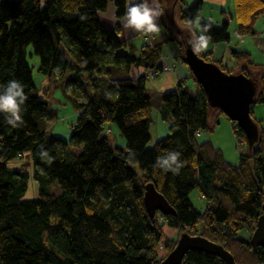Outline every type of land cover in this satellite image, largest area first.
Masks as SVG:
<instances>
[{
	"label": "trees",
	"instance_id": "trees-1",
	"mask_svg": "<svg viewBox=\"0 0 264 264\" xmlns=\"http://www.w3.org/2000/svg\"><path fill=\"white\" fill-rule=\"evenodd\" d=\"M110 1L115 16L122 18L129 6L126 0H0V91L15 79L27 97L19 127L9 125L7 114L0 113V264H161L177 239L166 237L164 226L221 244L236 264H264V247L253 250L249 244L264 204V127L256 121L258 142L231 164L210 141L197 140L211 128L209 105L190 71L193 93L183 78L168 91L147 84L171 68L161 64L164 43L175 41L181 58L184 45L194 44L193 37L205 27L210 44L228 42L227 22L215 26L199 20L196 29L202 0L189 5L178 0L179 22L188 29L175 31L162 23L160 40L152 42L153 33L149 37L139 32L142 44L137 46L119 37L118 25L100 23L98 13ZM234 4L240 34L254 35L264 0ZM29 46L30 54L38 57L37 71L61 79L65 97L76 107L67 139L50 128L57 109L33 92ZM198 53L226 72L235 69L214 59L211 50ZM230 54L240 66L238 72L256 79L245 70L260 67L249 52L230 48ZM139 67L145 72L124 76ZM153 69L162 71L151 78ZM260 75L262 86L254 103L264 102V72ZM152 108L170 122L166 135L148 147ZM106 123L116 124L124 148L110 145ZM232 128L246 141L236 123ZM170 152L180 153L177 163L183 166L177 173L157 166ZM30 178L39 185L38 194L25 198ZM54 182L59 194L49 188ZM149 182L174 208V215H148L143 195ZM194 190L203 197L204 207L193 204ZM243 228L249 239L239 235ZM162 243L163 257L158 254ZM181 264L224 262L190 250Z\"/></svg>",
	"mask_w": 264,
	"mask_h": 264
},
{
	"label": "rangeland",
	"instance_id": "rangeland-1",
	"mask_svg": "<svg viewBox=\"0 0 264 264\" xmlns=\"http://www.w3.org/2000/svg\"><path fill=\"white\" fill-rule=\"evenodd\" d=\"M194 2V1H193ZM192 2V3H193ZM189 3V4H192ZM188 4V5H189ZM199 18L197 23H199ZM254 27L256 31L258 32L255 35L246 34V40L245 44L242 40H238L240 42H235V38H233V45L236 48H241L243 46L248 47L250 51V56L252 60L260 64V66L264 65V14L259 16L257 20L254 23ZM260 41H259V40ZM140 40V39H139ZM237 40V39H236ZM139 42V41H137ZM259 42V43H258ZM248 43V45H246ZM164 48L161 54V64L162 65H169L173 67V70L175 74L179 78L185 79V86L189 88V90L192 92V89L195 87L194 80L192 76L189 77V68L188 66L182 62L181 58L177 56L176 49L178 48V45L176 42H169L164 44ZM122 49H118L117 53H122ZM32 53V48L29 46L27 48V60L30 66H32V76H33V83H34V90L33 92L37 94L40 98L44 100H48L49 104H51L53 107L57 109L56 113V119L53 120L50 123V128L53 133L58 134L59 136L63 138H68L71 134V125L75 121L77 116L76 107L73 105V102L65 97L63 90L65 87L63 86V82L61 79L56 80L55 74L53 73L50 76L41 74L37 71V65H38V57ZM234 61V69L233 72H238L240 69V66H237V62L235 61L231 55L229 56ZM254 70H248L247 66L245 67V70H247L248 73L253 74L256 77L257 80V91L261 89L262 83L260 74L262 71H264V68L257 67L253 68ZM145 72V70L142 67L139 68H131L130 71L127 73H124V76H130L135 77L138 74H141ZM162 76H158L155 79H149V83H147L151 88L155 90H160L157 85H155V81H158ZM168 87V86H167ZM165 87V88H167ZM85 90L87 91V86H85ZM173 88V87H171ZM164 90V89H161ZM170 90V89H168ZM167 90V91H168ZM65 91V90H64ZM264 91V90H263ZM264 94V92H263ZM87 100V99H86ZM151 116H152V123L150 126V134H151V142L149 143L148 147H151L153 145V142L158 138H163L167 133V128L170 122V119L168 120H162L159 117L158 111L155 108H152L151 110ZM209 125L210 129L202 131L198 134L197 140L198 141H210L211 144L220 150L222 153L223 158L231 163V164H237L238 158L240 154H244L247 152L248 147L246 144V141L238 138L232 128V122L231 120L223 113L217 110V108L209 107ZM252 118L255 121H258V123L264 127V102L263 101H256L252 105ZM158 129V135H155V128ZM108 128H111L110 131H108ZM164 130H166L164 132ZM105 135L107 136L109 143L112 147H122L125 146V139L120 134L116 124L112 123H106L105 128ZM163 132V133H162ZM161 136V137H160ZM163 136V137H162ZM81 148L79 149V151ZM78 151V152H79ZM39 185L34 181L32 178L29 179L28 182V188L24 195L25 198H32L36 197L38 194V187ZM50 190L53 191L56 194H59L61 192L60 186L54 182L50 187ZM192 201L196 205L195 197H196V191H192L191 194ZM202 199L203 197L200 196ZM202 203V202H201ZM199 204V206L201 205ZM197 206V205H196ZM205 206V201H204ZM199 228V225H198ZM164 232L166 237L171 238H178L179 234L176 230H170L168 227L164 226ZM239 235L243 238H248L249 233L246 228H243L240 230ZM249 239V238H248ZM158 254L163 257L166 253V248L163 246V243L160 245Z\"/></svg>",
	"mask_w": 264,
	"mask_h": 264
},
{
	"label": "water",
	"instance_id": "water-1",
	"mask_svg": "<svg viewBox=\"0 0 264 264\" xmlns=\"http://www.w3.org/2000/svg\"><path fill=\"white\" fill-rule=\"evenodd\" d=\"M181 59L204 90L209 107L221 110L243 130L250 150L259 140V127L251 115V107L258 94L257 80L242 72H226L216 63L204 60L194 51L192 42L184 45ZM143 203L150 217H154L157 212L162 215L175 214L174 208L151 182L145 185ZM249 244L253 250L264 247V204L250 235ZM190 250L217 256L224 264H236L231 253L221 244L185 232L179 234L174 248L167 253L161 264H181Z\"/></svg>",
	"mask_w": 264,
	"mask_h": 264
},
{
	"label": "crops",
	"instance_id": "crops-1",
	"mask_svg": "<svg viewBox=\"0 0 264 264\" xmlns=\"http://www.w3.org/2000/svg\"><path fill=\"white\" fill-rule=\"evenodd\" d=\"M126 1L129 4V0H126ZM193 1H195V0H184V2L186 4L192 3ZM131 2L132 3L140 2V0H131ZM149 2H151V0H149ZM158 3H159L160 8L163 10V14L161 16H159L154 21L157 24V26L160 28V31L158 33L152 34V38H151L152 42L154 40H160L161 35L162 36L164 35V33H163L164 27H163L162 23H166L168 26H170L172 28L175 27V31H176V27H178L179 29H182V28L188 29V26L182 25L179 22L178 11H179L180 7L178 4L179 3L178 0H158ZM98 18H99L100 23L106 27L113 28L116 25H118L120 28L119 37L121 39H130L137 46H140L142 44L141 37L136 32H133L132 30H125L123 28L122 24L120 23V21L123 17L117 18L115 16V7H114L113 2H111V1L108 2L106 9L103 11H100L98 13ZM198 18L200 20H204L206 22H209L215 26H220L222 24V22H224V21L227 22V32L229 35L228 42L214 43V44L209 43L208 47L202 51L211 50L212 57L214 59H220L221 58L222 61L225 63V65H228L230 67L229 69H232V67H234V65H232V64H234V61L229 57L231 55L230 54V48L245 50L247 52L250 51L248 49V47H246V46H243L241 48H236L233 45V38H235V42H240V41H238L240 39L243 41L244 44L246 43L245 42L246 37H245V35L240 34L237 23H236L234 0H202L201 12H200V16ZM197 21L194 24V27L196 29H198L197 28ZM257 32H258V30L255 32V34ZM137 41H139V42H137ZM171 42H175V41H171ZM167 43H169V42H167ZM164 44H166V43H164ZM164 44L162 46V51H163V49H165ZM246 45H248V43ZM179 51H180V47L178 45V48L176 49L177 56L179 55ZM251 60H252V58H251ZM241 66L244 67L245 65L242 64ZM170 67L171 68H168V69L163 71V73L160 75L162 77L158 81H155V85H157V87H159L160 90L164 89L165 91H167L168 89H171V87L176 86V83H177L179 77L175 74L173 67L172 66H170ZM260 67L264 68V65H262ZM247 69L251 70V71L254 70L253 68H247ZM263 72L264 71H262V73ZM165 87H167V88H165ZM165 131L166 130H164V132ZM157 132H158V129L156 127L155 128V135H158ZM195 201H196L195 203L197 206L194 203L193 204L196 207H198V208L204 207V199H202L200 196H198L197 193H196ZM200 203H201V205L199 206Z\"/></svg>",
	"mask_w": 264,
	"mask_h": 264
},
{
	"label": "clouds",
	"instance_id": "clouds-1",
	"mask_svg": "<svg viewBox=\"0 0 264 264\" xmlns=\"http://www.w3.org/2000/svg\"><path fill=\"white\" fill-rule=\"evenodd\" d=\"M162 14L163 10L160 8L158 0H151V2L149 0H140L139 3H132L129 0V6L120 23L125 30H132L136 33H158L160 28L154 21ZM207 31L208 28L205 27L198 37H193L195 41L193 49L195 52H201L208 47L211 37L203 34ZM26 99L23 85L15 79L10 80L3 87V91H0V113L7 114L6 121L14 128L19 127L23 123L21 105L24 104ZM179 156L180 153L178 152H170L167 154V159H158L157 166L165 171L171 170L173 173H177L183 166L181 162L177 163Z\"/></svg>",
	"mask_w": 264,
	"mask_h": 264
},
{
	"label": "built area",
	"instance_id": "built-area-1",
	"mask_svg": "<svg viewBox=\"0 0 264 264\" xmlns=\"http://www.w3.org/2000/svg\"><path fill=\"white\" fill-rule=\"evenodd\" d=\"M150 33H148V36L150 37ZM228 66V65H227ZM228 68H230L229 66H228ZM168 69V68H167ZM162 71V70H161ZM161 71H159V70H157V69H153L152 71H150L149 72V76L151 77V78H153V77H155V76H158V75H160V73H161Z\"/></svg>",
	"mask_w": 264,
	"mask_h": 264
}]
</instances>
